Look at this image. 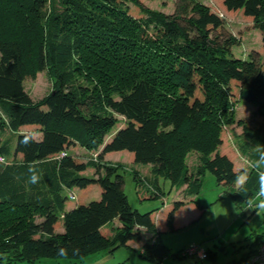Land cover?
<instances>
[{
	"label": "trees",
	"instance_id": "trees-1",
	"mask_svg": "<svg viewBox=\"0 0 264 264\" xmlns=\"http://www.w3.org/2000/svg\"><path fill=\"white\" fill-rule=\"evenodd\" d=\"M0 1L6 2L4 23L25 25L19 34H0V125L11 132L0 145V264H36L42 257L79 261L128 242H140L138 255L151 264L188 256L172 254L159 235L178 229L176 216L187 204L204 213L192 196L205 171L218 186H235L230 196L242 213L256 200L262 172L246 175L236 187L245 171L234 163L237 151L225 125L235 122V97L241 99L244 90L253 91L252 103L264 116V57L233 56L239 40L225 33L217 11L199 0H178L172 14L149 9L141 0ZM216 1L253 23L264 52V0ZM28 12L45 18L36 40ZM90 65L97 84L80 80L82 67ZM33 69L45 70L52 83L38 101L23 84ZM242 126L239 150L264 171V126ZM100 143L94 160L68 152L76 144L95 150ZM190 150L198 153L193 169L185 164ZM113 152H126L130 164L150 166L153 179L140 195L162 201L158 225L156 210L130 207L122 171L105 161ZM160 177L171 187L185 186L189 199L165 204ZM93 186L99 187V198L83 202ZM73 189L82 194L73 198L64 192ZM69 198L76 204L66 208ZM36 214L41 220L35 221ZM60 225L63 231L57 232ZM141 228L154 233L143 240ZM261 242L264 236L238 264H246Z\"/></svg>",
	"mask_w": 264,
	"mask_h": 264
},
{
	"label": "rangeland",
	"instance_id": "rangeland-1",
	"mask_svg": "<svg viewBox=\"0 0 264 264\" xmlns=\"http://www.w3.org/2000/svg\"><path fill=\"white\" fill-rule=\"evenodd\" d=\"M141 1L149 9L165 14L174 13L178 7V0ZM199 2L209 5L213 11H217L224 21L225 33L232 34V36H235L239 40L238 46L232 48L233 56L241 59L249 58L252 54L259 58L264 57V52H261V32L252 27L253 23L251 21L242 18L239 14L225 12L216 0H199ZM5 3V1H0V15L6 14L3 9ZM131 6L129 5V7ZM10 7V5H6L7 10ZM28 13L31 17L29 16L30 19L27 22L32 26L29 31L32 33L33 40H36L40 38L39 33L44 29L45 18L43 15L35 16L30 12ZM97 14H100V12H97ZM24 26H12L10 22L4 23L0 16V34L13 36L21 33V30L25 29ZM85 63L87 64V62ZM89 63L92 66L99 64L94 60H90ZM91 65L90 69H87L86 66L82 67L83 74H80L82 76L80 80L97 84V79L94 76L96 73H92ZM23 79L24 89L34 101L43 99L52 88L51 80L45 70L33 69L27 72ZM234 102L235 122L227 123L225 128L228 134L229 145L237 151L236 167H241L245 171L240 176L241 179L236 180L235 185L238 187L244 182L246 175L252 174L253 172L256 173V171L264 173L260 167L254 164L252 160L243 155L239 150V144L243 141L242 125L246 124L254 129L262 127L264 126V116L257 114V106L252 101L247 102L242 98L235 97ZM119 119L123 120L122 117H119ZM1 127L0 125V145L11 137V132ZM25 130L31 131L35 138H39L40 136V132L34 129H21V131ZM114 131L115 128L107 130L103 135V141L109 139ZM100 148L101 143L95 150L94 148L89 149L86 146L76 144L75 148L69 149L68 152L74 154L80 160L87 161L94 160ZM10 161L11 158H6L5 162ZM105 161L119 166L122 171V175L124 176V193L132 209H137L142 213L156 210L154 216L156 212L161 210L162 201L160 199L151 197L143 198L141 196L143 194V184L153 179L150 166L130 164L126 152L110 153L105 157ZM185 164L189 169L197 166L198 153L195 150L187 152L185 155ZM159 184L165 194V204L172 202L176 194H181V200L185 201L186 198H183L185 193L183 188L185 186L171 187L170 182L162 177L159 178ZM97 188L99 187L93 186L90 190L86 191L82 201L86 203L98 199L100 194L97 193ZM234 188L228 189L218 186L215 177L210 172L205 171L201 179L199 192L192 196L199 205L203 206L204 213L199 215L192 211L190 205H187L176 216L178 229L161 233L159 238L170 249L172 254H180L181 251L183 252L190 246H196L207 251L209 256L203 260H199L191 254L184 257L170 256L164 259L161 264H238L243 261V257L248 253L250 246L260 241L261 237L264 236V209L256 210L248 206L244 213H242V210L235 206L230 196ZM64 192L73 194L70 197L74 196V194L76 196L82 194L79 189L65 190ZM257 197L255 198L257 199ZM75 204L76 201L69 198L66 208H70ZM159 212L162 217L163 209ZM41 218V216L35 215V221H39ZM156 223L159 222L156 221ZM112 225L117 227L119 225L118 220L115 219ZM62 231L63 227L60 225L57 232ZM153 233V231L143 229V240ZM139 245L140 242H128L127 245H121L113 251L103 249L79 261H70L66 258L54 259L42 257L36 264H151L138 255Z\"/></svg>",
	"mask_w": 264,
	"mask_h": 264
},
{
	"label": "built area",
	"instance_id": "built-area-1",
	"mask_svg": "<svg viewBox=\"0 0 264 264\" xmlns=\"http://www.w3.org/2000/svg\"><path fill=\"white\" fill-rule=\"evenodd\" d=\"M2 160V158H0ZM74 198V196H72ZM183 255H195L199 259L206 258V251L196 246H190L182 252ZM246 264H264V242L256 249L255 253Z\"/></svg>",
	"mask_w": 264,
	"mask_h": 264
},
{
	"label": "clouds",
	"instance_id": "clouds-1",
	"mask_svg": "<svg viewBox=\"0 0 264 264\" xmlns=\"http://www.w3.org/2000/svg\"><path fill=\"white\" fill-rule=\"evenodd\" d=\"M261 162H264V155L261 156ZM32 171V169H29ZM240 180V177H237ZM38 180V177L33 174L31 176V182L35 183ZM249 207L254 208L256 210L264 209V173L260 174V190L258 193V197L255 201H249Z\"/></svg>",
	"mask_w": 264,
	"mask_h": 264
},
{
	"label": "crops",
	"instance_id": "crops-1",
	"mask_svg": "<svg viewBox=\"0 0 264 264\" xmlns=\"http://www.w3.org/2000/svg\"><path fill=\"white\" fill-rule=\"evenodd\" d=\"M26 131V130H25ZM234 163H235V165H237L236 164V157L234 158ZM147 167H149V166H147ZM237 168H239V169H243V168H241V167H237ZM184 189V188H183ZM179 192H180V190H179ZM178 192V193H179ZM97 193H99V189L97 188ZM180 196H182L181 194H176L175 196H174V199L173 200H181L182 199V197H180ZM184 198V197H183ZM189 199V197H187L186 199H185V201H187ZM188 205V204H187ZM187 205H185L184 207H186ZM183 207V208H184ZM191 207V206H190ZM191 209H192V207H191ZM162 210V209H161ZM161 210H159V211H161ZM183 210V209H182ZM158 211V212H159ZM192 211L193 212H195L193 209H192ZM158 212H156V214H155V223H156V221L157 222H159V220H160V218H161V214H160V212L158 213ZM156 225H158V223H156ZM141 230L143 231V228H141Z\"/></svg>",
	"mask_w": 264,
	"mask_h": 264
},
{
	"label": "water",
	"instance_id": "water-1",
	"mask_svg": "<svg viewBox=\"0 0 264 264\" xmlns=\"http://www.w3.org/2000/svg\"><path fill=\"white\" fill-rule=\"evenodd\" d=\"M242 99L250 102L254 99V93L252 90H244L242 93Z\"/></svg>",
	"mask_w": 264,
	"mask_h": 264
}]
</instances>
